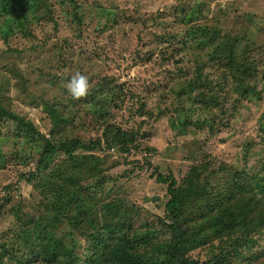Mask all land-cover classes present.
Masks as SVG:
<instances>
[{
    "label": "rangeland",
    "instance_id": "obj_1",
    "mask_svg": "<svg viewBox=\"0 0 264 264\" xmlns=\"http://www.w3.org/2000/svg\"><path fill=\"white\" fill-rule=\"evenodd\" d=\"M47 4L51 15L26 24L28 34L14 27L7 38L1 31L8 23H2L5 17L12 18V12H0V84L10 77L4 104L45 136L50 137L59 111L65 117L77 114L64 119L58 139L86 143L100 139V147L77 151L99 157L95 174L79 177L83 184L79 189L64 185L74 194L67 204L73 214L75 204L82 212L95 205L94 219L101 218L103 204L115 208L122 202V209L130 212L137 206L128 235L136 238L144 232L150 237L136 246V252L146 257L172 238L165 208L169 183L159 182V174L171 173L182 190L189 184L181 221L187 229L195 228L201 211L207 212L220 197L210 198L213 187L220 192L234 184L240 196L252 199L251 206L263 207L264 0H47ZM206 34L214 37L210 46L202 45ZM216 45L223 46L224 54L233 47V56H244L251 71L245 68L232 75L229 66L220 63L222 54L216 52L217 59H211ZM199 65L193 87L187 88ZM77 71L88 77L89 89L74 100L65 85ZM200 94L207 99L202 104ZM89 99L95 103L104 99L105 117L95 118L85 108ZM13 125L6 130L0 125V256L14 245L22 247V229L32 220H43L55 196L44 198L43 190L52 184L43 188L48 172H36L41 140L22 137ZM108 125L138 132L128 151L111 140L112 147L105 143L103 130ZM65 155L56 153L54 163L66 164ZM54 167L50 164V170ZM194 170L201 176L195 177ZM67 223L64 219L55 233H67ZM89 230L85 225L74 231L75 264L89 259L84 235ZM218 242L187 256L206 261ZM255 250L254 254L264 253V228ZM1 259L15 264L8 254Z\"/></svg>",
    "mask_w": 264,
    "mask_h": 264
},
{
    "label": "trees",
    "instance_id": "obj_2",
    "mask_svg": "<svg viewBox=\"0 0 264 264\" xmlns=\"http://www.w3.org/2000/svg\"><path fill=\"white\" fill-rule=\"evenodd\" d=\"M8 10L12 12V18L5 17L3 19L2 25L8 23L7 27L1 31L3 38H7L14 27H19L20 32L24 33L26 31V34H28L29 30L26 24L31 23L33 19L39 20L43 15H51L47 0H0V12L8 13ZM191 18L192 15L189 16V20ZM210 36L204 37L205 42L202 45L210 46L213 44L214 37ZM223 49L222 45L215 47L211 59H217L215 55L218 53L222 54L223 58L220 63L225 68V65H228L229 68L227 69L233 71L232 75L240 74L245 68L251 71L252 67H247L246 62L243 60L244 56L241 57L242 59H237V55L233 56L236 54L233 47L229 54H224ZM144 58L145 55H142V59ZM199 67L200 65L197 67L194 77L189 81L187 88L195 82ZM224 74L227 75L228 73L224 72ZM8 84H10V77H6L2 85L0 84V125L3 130H6L8 124L13 125L14 123L22 137H26L28 134L32 140H41L42 145L36 172H48L43 188H46L50 183L52 184L48 191L43 190L44 198L47 199L50 194L55 195L53 200L49 201L50 208H46V214L42 216L43 220H32L31 224L33 225L30 224V227L27 226L22 229V247L14 245L10 250L4 251V254H8L10 258H13L15 264L17 258H19L18 264L77 263L73 234L77 229H84L85 225L90 228L84 234L89 240L90 254L89 259L83 261L84 264H243V261L245 264H257L260 259L264 258V253L254 254V252L257 253L254 249L264 228V203H262L263 207L260 209L251 206L252 199L240 196L239 191L237 192L235 189L236 185L230 183L226 185L227 189L225 191L220 190L219 192L215 187L212 190L210 188V198L217 195H220V197L214 198L216 200L213 206L207 210L208 213L205 211H201V215L197 213L200 216L195 228L187 229L181 221L183 207L190 195L191 188H189V184L185 190H182L183 186H177V182L171 173L166 176L159 174V182L169 183L170 200L165 208L167 217L170 220L169 227L172 238L168 244L157 245L159 252L151 250L150 255L146 257L136 252V246L138 241L149 242L150 237L145 238L144 232L143 235L136 238H129L128 235L130 230L133 229L131 213L138 214V211H136L137 206H135L134 211L130 212L128 209H122V202L120 205H115V208L103 204L100 207L101 218L97 216L94 219L95 213H92V211L96 210L94 209L95 205H90V210L82 212L79 210V204H75L73 209L77 213L73 214L68 207V203L72 201L74 194L71 193L72 189L65 191L64 185L65 188L76 186L79 189L83 186L79 181L80 179H78L79 177L84 178L86 175L95 174L100 161L99 157L92 153L81 156L77 151L82 149L90 151L100 147V139L89 140L87 143L79 138L66 137L64 140L58 139L57 135L62 130L65 120H72L75 117L74 115L77 114L73 113L65 117L59 111L57 112L62 118L57 115V112L55 113L57 121L50 130V137L45 136L36 129L32 122H27L21 115L4 104L5 88H8ZM206 100L204 95L200 94L198 103L202 104ZM103 102L104 99H99L96 103L94 100L89 99L83 104L95 118H102L105 117L104 106L101 105ZM103 131V136L107 138L104 140L105 143L112 147L113 142L123 151H128L130 145H133L138 137V132H128L116 125H108ZM4 136H7L6 133ZM108 137L110 138L108 139ZM60 152L67 154L65 155L66 164L62 162L63 165L54 163L55 154ZM50 164L55 166L52 170H50ZM200 174L197 173V170H194L193 175L195 177H200ZM254 185H258V182H255ZM207 201L210 202L211 200ZM64 219L68 220L67 225L70 230L67 233L62 231L58 235V233H55L57 231L56 227ZM214 240H219V242L206 261L199 262L197 259L188 258V252L208 245ZM4 254L0 256V264H7L2 262L1 259Z\"/></svg>",
    "mask_w": 264,
    "mask_h": 264
},
{
    "label": "clouds",
    "instance_id": "obj_3",
    "mask_svg": "<svg viewBox=\"0 0 264 264\" xmlns=\"http://www.w3.org/2000/svg\"><path fill=\"white\" fill-rule=\"evenodd\" d=\"M65 88L74 100L84 97L87 95L89 89L88 77L77 71L70 76Z\"/></svg>",
    "mask_w": 264,
    "mask_h": 264
},
{
    "label": "water",
    "instance_id": "obj_4",
    "mask_svg": "<svg viewBox=\"0 0 264 264\" xmlns=\"http://www.w3.org/2000/svg\"><path fill=\"white\" fill-rule=\"evenodd\" d=\"M151 199H152V200H155V199H156V196H153Z\"/></svg>",
    "mask_w": 264,
    "mask_h": 264
}]
</instances>
